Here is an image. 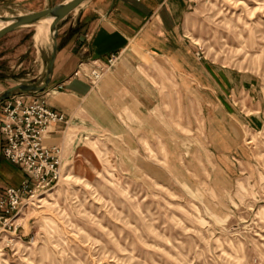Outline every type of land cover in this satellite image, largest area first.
Instances as JSON below:
<instances>
[{
    "label": "rangeland",
    "instance_id": "obj_1",
    "mask_svg": "<svg viewBox=\"0 0 264 264\" xmlns=\"http://www.w3.org/2000/svg\"><path fill=\"white\" fill-rule=\"evenodd\" d=\"M188 2L186 39L202 63L250 77L259 124H240L255 109L240 92L214 120L208 97L199 113L178 98L151 137L128 114L121 134L63 124L60 176L1 236L0 264H264V0ZM39 8L10 1L0 15ZM41 25L0 36V90L41 80L51 40ZM34 27L47 37L40 56Z\"/></svg>",
    "mask_w": 264,
    "mask_h": 264
},
{
    "label": "crops",
    "instance_id": "obj_2",
    "mask_svg": "<svg viewBox=\"0 0 264 264\" xmlns=\"http://www.w3.org/2000/svg\"><path fill=\"white\" fill-rule=\"evenodd\" d=\"M10 1L31 9L41 7L42 2L0 0V5ZM189 6L188 0H83L56 24V52L48 83L13 95L21 94L24 101L42 98L50 108L63 113L66 127L91 125L121 134L128 114L137 122L134 127L151 137L154 129L168 128L170 107L177 110L178 98L180 105L186 100L192 112L199 113L202 95L208 97L205 102L215 113L210 117L214 120L218 105L225 112L230 110L225 95L233 97L240 92L247 94L255 108L251 116L241 117L240 124L256 127L260 119L255 112L262 102L258 90L249 76L202 63L196 56L184 29ZM42 36L44 39L36 36L34 27L31 44L39 56L47 42L45 33ZM110 55H116L111 64L107 62ZM94 66L101 68L102 75L92 83L87 74ZM11 96L0 100V124L3 106ZM62 127L63 123H53L43 142L64 140ZM4 143L0 131L1 189L17 186L25 178L22 167L2 155Z\"/></svg>",
    "mask_w": 264,
    "mask_h": 264
},
{
    "label": "built area",
    "instance_id": "obj_3",
    "mask_svg": "<svg viewBox=\"0 0 264 264\" xmlns=\"http://www.w3.org/2000/svg\"><path fill=\"white\" fill-rule=\"evenodd\" d=\"M116 55H110V62ZM100 67L88 71L91 82L101 76ZM0 131L5 143L3 156L19 164L25 178L17 186L0 188V238L16 229V216L37 191L48 189L60 174L59 146L46 144L43 136L53 123L67 124L61 111L50 108L42 98L31 97L24 101L23 96H11L3 106Z\"/></svg>",
    "mask_w": 264,
    "mask_h": 264
},
{
    "label": "water",
    "instance_id": "obj_4",
    "mask_svg": "<svg viewBox=\"0 0 264 264\" xmlns=\"http://www.w3.org/2000/svg\"><path fill=\"white\" fill-rule=\"evenodd\" d=\"M83 0H60L54 3L48 2L46 6L35 10H27L13 14H1L0 36L18 27L35 24L46 17H51L48 24L50 33V51L44 65V72L40 81L17 82L7 86L0 92V100L20 91H30L43 88L49 81L52 63L56 52V24L70 10Z\"/></svg>",
    "mask_w": 264,
    "mask_h": 264
},
{
    "label": "bare ground",
    "instance_id": "obj_5",
    "mask_svg": "<svg viewBox=\"0 0 264 264\" xmlns=\"http://www.w3.org/2000/svg\"><path fill=\"white\" fill-rule=\"evenodd\" d=\"M51 20V17H46V18H44V19H42L41 21H39L38 23H35L36 25H39L37 28L38 29H42V26L43 25H41V24H49V21ZM3 24V22H1L0 21V25H2ZM40 31H42V30H40ZM59 176H60V174H59Z\"/></svg>",
    "mask_w": 264,
    "mask_h": 264
}]
</instances>
